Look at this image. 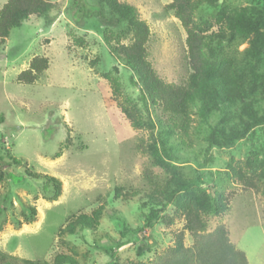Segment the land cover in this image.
<instances>
[{
	"label": "rangeland",
	"instance_id": "rangeland-1",
	"mask_svg": "<svg viewBox=\"0 0 264 264\" xmlns=\"http://www.w3.org/2000/svg\"><path fill=\"white\" fill-rule=\"evenodd\" d=\"M50 1L54 19L50 27L30 16L0 44V254L36 264H53L57 254L70 256L75 264H149L171 246L172 233L183 229L181 213L197 189L193 186L175 195L178 203L161 205L176 179L193 181L198 173L202 190L232 193L226 214L204 217L208 231L223 224L248 264H264L262 196L244 186L264 175V123L252 127L231 147L209 146L210 134L226 107L230 109L225 112L227 131L234 122L239 124L235 115L240 101L233 92L232 105L212 100L205 111L192 108L190 148L174 145L175 159L142 153L137 146L141 141L152 145L157 130L147 121L134 130L117 110L118 103L129 99L143 113L139 90L129 80L132 72L110 56L98 18L75 19L71 0ZM119 1L134 6L147 22L148 61L158 77L166 83H184L190 72L186 33L173 13L164 11L171 0ZM5 2L0 0V8ZM85 4L96 5L93 0ZM228 15L234 17L232 23ZM246 18L264 20V0L205 4L196 11L193 23L207 35L223 34L209 46L210 54L230 63L234 77L244 82L246 99L260 116L264 113V31L259 22L256 27H240V20ZM34 57L46 58L48 68L33 84L18 83L17 75ZM114 67L120 82L115 97L101 77ZM213 135L220 139L218 132ZM60 149L61 156L55 158ZM232 169L240 170V176ZM146 170L151 182L144 176ZM29 173L57 178L60 195L53 200L51 185ZM259 185H264L261 178ZM160 207L159 220L144 227L145 217ZM98 208L102 215L94 230L76 223L80 215ZM68 224H75V233L61 234ZM142 237L149 250L138 256ZM184 244H192L186 231Z\"/></svg>",
	"mask_w": 264,
	"mask_h": 264
},
{
	"label": "trees",
	"instance_id": "trees-1",
	"mask_svg": "<svg viewBox=\"0 0 264 264\" xmlns=\"http://www.w3.org/2000/svg\"><path fill=\"white\" fill-rule=\"evenodd\" d=\"M93 1L96 5L91 8L85 4V0H71L72 16L75 19L77 16L85 19L98 18L103 26L102 40L110 56L132 72L129 80L139 90L138 98L146 120L142 111L129 99L118 103L117 110L132 129H141L147 121L157 130V136L152 145L149 143L146 145L144 141H141L137 146L142 153L150 152L153 156H161L166 160L175 159L174 145L184 149L190 148L192 108L197 106L201 111H205L208 102L212 100L214 103L221 102L225 107L226 103L232 105L233 92L237 93L240 101V108L235 115L239 124L234 122L233 127L227 131L228 113L225 112H229L230 109L226 107L219 119V124L215 125L216 129L210 134L209 146L231 147L237 140L244 138L252 127L264 123V113L257 116L253 111V103L246 99L244 82L241 78L234 77L230 63L210 54L209 46L216 38H223V34L207 35L206 31L193 23L194 15L201 6L214 5L218 0H171L164 7L165 12L173 13L186 33L185 44L190 72L186 81L178 85L166 83L160 79L148 61L146 46L150 29L147 22L139 17L134 6L119 0ZM52 10L53 4L50 0H6L0 8V44L4 43L11 30L19 28L30 16L42 19L44 26L50 27L54 21L50 16ZM221 16L223 17L224 14L221 13ZM228 19L230 23L234 21L231 15H228ZM258 22L264 31V20L241 19L239 26L247 29L256 27ZM78 40L81 44L82 39ZM47 68L46 58L34 57L28 68L17 75L16 80L22 84H33ZM117 72V68L114 67L111 72L101 74V77L110 84L114 97L120 94ZM156 111H159V115L155 114ZM243 115L247 117L246 121H243ZM215 132L219 133L220 139L213 135ZM61 154L62 149L54 157L59 158ZM14 162L19 164V161L14 160ZM240 170L235 172L232 169V172L235 176H240ZM29 175L44 179L51 185L53 200L60 195L61 183L57 178L37 173H29ZM144 176L148 182L152 181L149 171L146 170ZM260 178L264 180V175L257 177V180L247 181L244 186L261 194L264 219V185L263 187L259 185ZM200 184L198 173L193 181L176 179L175 187L168 193L165 204L161 205L162 208L166 204L178 203L174 196L181 192H189L193 186L197 189V195H194L191 203L181 213L185 222L183 229L172 233L171 246L156 255L149 264H248L245 253L237 249L230 241L226 227L218 224L212 231H208V223L204 218L210 214L215 216L226 214L230 209L232 193L211 194L202 190ZM117 193L116 197L119 195ZM160 211L161 207L152 209L145 217L144 227L150 228L158 221ZM32 212H35L34 209ZM101 215L102 208H98L90 215H80L76 223L82 229L94 230L98 226ZM163 220L166 222V218ZM185 231L192 239L191 246L184 244ZM142 232V229L138 230L139 234ZM64 233L73 235L75 224H68L61 232V234ZM147 250H149L147 239L142 237L136 253L140 256ZM0 264L36 263L27 260L18 262L0 254ZM53 264H75V261L70 256L57 254Z\"/></svg>",
	"mask_w": 264,
	"mask_h": 264
}]
</instances>
